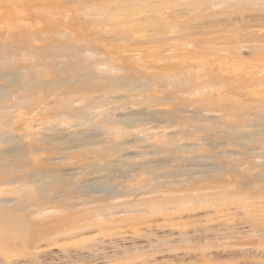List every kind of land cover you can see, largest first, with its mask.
<instances>
[{
  "label": "rangeland",
  "instance_id": "374dc122",
  "mask_svg": "<svg viewBox=\"0 0 264 264\" xmlns=\"http://www.w3.org/2000/svg\"><path fill=\"white\" fill-rule=\"evenodd\" d=\"M0 264H264V0H0Z\"/></svg>",
  "mask_w": 264,
  "mask_h": 264
},
{
  "label": "bare ground",
  "instance_id": "6f19581e",
  "mask_svg": "<svg viewBox=\"0 0 264 264\" xmlns=\"http://www.w3.org/2000/svg\"><path fill=\"white\" fill-rule=\"evenodd\" d=\"M3 221V220H2Z\"/></svg>",
  "mask_w": 264,
  "mask_h": 264
}]
</instances>
